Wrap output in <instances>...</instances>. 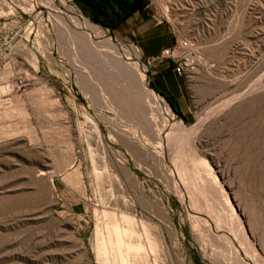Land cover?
<instances>
[{"label": "rangeland", "instance_id": "rangeland-1", "mask_svg": "<svg viewBox=\"0 0 264 264\" xmlns=\"http://www.w3.org/2000/svg\"><path fill=\"white\" fill-rule=\"evenodd\" d=\"M147 2L144 19L110 31L75 0H0V264L132 263L104 212L117 214L121 233L126 222L136 226L143 243L145 222L158 264L232 263L226 241L205 239L194 224L208 215L193 213L177 193L171 158L190 184L201 168L194 159L211 168L247 238L241 260L264 264V0ZM73 17L128 51L125 64L137 61L146 88L171 111L168 123L182 129L167 147L146 142L150 104L140 122L131 108L123 113L111 100L123 95V82L104 86L102 65L86 62L69 36L59 40L58 20L83 32ZM150 37L161 52L190 57L175 74L180 117L149 86L160 71L140 50Z\"/></svg>", "mask_w": 264, "mask_h": 264}, {"label": "bare ground", "instance_id": "bare-ground-1", "mask_svg": "<svg viewBox=\"0 0 264 264\" xmlns=\"http://www.w3.org/2000/svg\"><path fill=\"white\" fill-rule=\"evenodd\" d=\"M44 1H46V3H48L49 5L53 4V0H44ZM61 20H58L56 23V29H57L56 31L59 36V40L60 38L65 40V38L69 36L70 38H72L70 40H73L75 42L73 43L78 45L76 47H79L78 49L79 54L81 57H83V59L86 62L93 65V61H95L97 62V64L100 63L99 66L102 65L101 67L103 68L102 70L100 69L102 74L99 73V75H103L104 72L103 70L106 71L105 72L106 75L104 74L103 76L99 77L101 84H103L104 86H108L115 79L118 80L120 79L123 82V88L125 91L123 95L120 94L111 95V100L113 101L114 104H116V106H119L118 108H121V111L123 113L128 114L129 111H127V108L128 109L131 108V110L135 112V115L140 122V120L146 119V117L149 115L147 110H145L146 108L144 107L145 105H143V103L150 104L153 111L155 112V116H154L155 118L153 120H151L150 118L149 119L150 122H145L143 123L144 125H142L144 127V130L148 138L146 142L148 145L150 144V146L157 145V147H161V149H163L162 145L167 147L171 138L175 137L176 135L175 134L173 136V134L176 132H180L182 129L177 124L170 125L168 123V118H172L173 115L171 111L164 105V103L155 96L156 94L154 95L151 91H149L146 88L144 76L139 71V66L137 61L132 62L131 64H127V63L125 64L123 60H125V58L127 59L130 53L125 50H123L121 53L120 47L115 45L108 36H106L99 28L95 27L87 20L78 17H73L70 20L71 21L70 23H72L77 29L78 28L81 29L83 32H77V31L69 32L71 31V30L69 31L67 30L69 26L66 28V24L65 26L63 24L65 22ZM94 40H98V41H94ZM97 48L100 49L99 52H97L99 49L96 51ZM135 56L137 59L138 56L137 55ZM218 110L215 113V115L216 114L220 115L224 111V108L222 107V109H220L219 111ZM202 124H203V120L200 119L199 122L191 128L192 132H196L199 128H201L200 126ZM184 131L186 130L184 129ZM168 151L170 152V150ZM190 154L192 156L196 155V150L192 148ZM161 157H163V155H161ZM171 161H172L171 166L174 165L173 176L174 178L177 179V181H175L173 185H175L177 189V193L180 195L181 199L183 201L188 202L189 208L191 209V211H193V213L194 211H203L208 215L205 218H199V217L192 218L194 219L193 222L196 225V227L200 228L201 232L204 233L203 235L204 238L206 237L211 240L222 238L226 241V248L228 249L229 258L234 262V263L229 262L230 264H245V262L241 260L238 253V249H242L243 251H246V248L248 247L247 238L243 226L239 218L236 216L235 212L233 211V208L230 206L228 202V198L225 195L223 189L217 184V180L214 174L212 173L211 168L206 166L205 163L202 164L201 161L199 162L196 159H194L193 161L197 164V166H199V168L200 167L201 168L197 170L198 173L195 174L197 175V180L195 179L196 182L194 184H192L193 182L190 184V182H188V180L184 177L183 174L185 173L184 169L186 167H184L183 169L182 166L181 167L176 166L177 164H175L174 159L172 160V158ZM193 170L196 171V168ZM192 174L194 173L192 172ZM199 199L202 200L201 203L199 202ZM104 213H108L110 215L109 217L110 218L112 217L114 219V223L112 222L113 223L112 225H114V230H115L114 232H116L117 234L118 239L116 238V241L119 243L120 239L124 237L125 239L124 245L126 247L127 253L129 256H132V263L130 262V264H149L148 258L146 257L147 255H145L144 253L142 254L141 252L143 251L144 247L145 249L146 248L148 249L147 253H149L150 255L152 254L153 256L152 260L154 261V263L158 264L159 258L155 254L156 239L152 237V234L148 233L150 232L148 231L149 229L145 230L146 229L144 225L145 222H142V229L144 231L143 232L145 236L144 242L146 244L140 240V235L138 233V230H136L135 228L136 226L129 225L130 219L129 220L128 218L126 219L129 222L128 224L125 220V217L122 216L124 219L123 218L121 219H123V221H125L126 224L128 225L125 224V226L127 227L125 228L124 226V229L121 233V231H119L118 228L117 214L113 212H104ZM108 214H104V215L108 216ZM219 232H223V234L219 235L218 234ZM141 255H143L141 257L143 262L136 263L135 259ZM218 258L220 259V257ZM230 259L229 261H231ZM252 261H255L254 257Z\"/></svg>", "mask_w": 264, "mask_h": 264}, {"label": "trees", "instance_id": "trees-1", "mask_svg": "<svg viewBox=\"0 0 264 264\" xmlns=\"http://www.w3.org/2000/svg\"><path fill=\"white\" fill-rule=\"evenodd\" d=\"M75 2L88 14L91 22L110 31H119L136 15L141 20L144 19L148 4L147 0H75ZM168 64V68L172 69V64L170 62ZM149 86L166 101L175 115L181 116L177 101L172 95L158 91L152 83Z\"/></svg>", "mask_w": 264, "mask_h": 264}, {"label": "crops", "instance_id": "crops-1", "mask_svg": "<svg viewBox=\"0 0 264 264\" xmlns=\"http://www.w3.org/2000/svg\"><path fill=\"white\" fill-rule=\"evenodd\" d=\"M140 50L142 51V55L147 61L148 65L158 60L157 64L158 68H160V71L154 73V77L151 82L155 86V88L158 91L169 95L178 92V89H180V87L179 84L175 82L177 79L173 68L168 69L167 62L163 63L162 61H159V56L162 48L157 40L154 37L146 38L140 43ZM170 62L172 66H174L173 61L171 60Z\"/></svg>", "mask_w": 264, "mask_h": 264}, {"label": "built area", "instance_id": "built-area-1", "mask_svg": "<svg viewBox=\"0 0 264 264\" xmlns=\"http://www.w3.org/2000/svg\"><path fill=\"white\" fill-rule=\"evenodd\" d=\"M160 57L162 59H170L173 61V71L176 75H181V73L191 66L190 57L187 55H182L180 57H173L172 51L170 49L163 50Z\"/></svg>", "mask_w": 264, "mask_h": 264}]
</instances>
